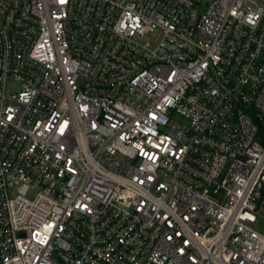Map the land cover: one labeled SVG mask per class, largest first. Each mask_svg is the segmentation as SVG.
Segmentation results:
<instances>
[{"label":"built area","instance_id":"built-area-1","mask_svg":"<svg viewBox=\"0 0 264 264\" xmlns=\"http://www.w3.org/2000/svg\"><path fill=\"white\" fill-rule=\"evenodd\" d=\"M264 0H0V264H264Z\"/></svg>","mask_w":264,"mask_h":264},{"label":"rangeland","instance_id":"rangeland-1","mask_svg":"<svg viewBox=\"0 0 264 264\" xmlns=\"http://www.w3.org/2000/svg\"><path fill=\"white\" fill-rule=\"evenodd\" d=\"M262 230L264 231V222L262 221L261 224H260Z\"/></svg>","mask_w":264,"mask_h":264}]
</instances>
